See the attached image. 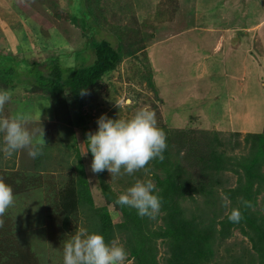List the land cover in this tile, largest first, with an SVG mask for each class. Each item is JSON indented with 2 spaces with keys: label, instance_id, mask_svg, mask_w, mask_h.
Returning a JSON list of instances; mask_svg holds the SVG:
<instances>
[{
  "label": "trees",
  "instance_id": "16d2710c",
  "mask_svg": "<svg viewBox=\"0 0 264 264\" xmlns=\"http://www.w3.org/2000/svg\"><path fill=\"white\" fill-rule=\"evenodd\" d=\"M27 1L37 7L42 0ZM112 1H118L122 10H130L132 6V0H67L66 11L55 0L49 3L48 8L55 10L60 21L57 28L62 36L69 41L72 34H68L73 33L69 28L74 26L86 37L84 46L63 48L42 29L41 40L38 38L36 44L41 52L48 54L40 52L36 60L18 57L11 48L0 47V90L10 92L9 101L12 103V95L25 87L34 94L48 97L56 114L51 127V137L55 138L48 144L37 143L42 146V155L30 157L26 165L18 169L20 165L15 159H5L3 154L0 180L13 188L14 197H24L31 196L36 187L46 185L43 173L49 171L48 166L53 162L59 167L65 164L70 172L66 183L57 189L52 188H56L55 183L48 184L50 188L44 202L37 199L41 213L36 214L34 227H29L30 222L19 225L20 220L7 211L0 216V264H41L38 249L28 246L27 237L36 233L39 226L62 237L73 223H83V229L99 232L107 241L115 240L123 245L131 264H219L218 258H222L223 264H264V129L246 133L242 145L239 131L223 137L216 129L196 131L157 125L167 136L164 159H153L146 170L132 175H119V185L124 188L119 193L106 181L107 170L94 173L103 197L102 204L96 203L86 164V160L92 163L93 157L90 152L84 155L82 147L78 146L75 125L86 123L83 107L87 93L98 88L104 76L125 58L146 53L142 45L145 37H135L119 25L106 26V4ZM62 9H65L63 13ZM48 10L43 11L46 18ZM95 24L97 26L93 27ZM106 30L116 35L117 47L104 36ZM87 49L95 57L92 63L84 55ZM79 54L85 59L81 65H68L63 61L66 56ZM151 74L147 77L148 83L155 88ZM5 106L7 103L3 108ZM241 146L246 153L231 154ZM71 153H74L72 160L69 159ZM228 172L235 176L234 182ZM149 179L156 185L161 199L155 218H142L134 208L116 203L125 187H131L137 180ZM260 195H263L262 210ZM243 201H248L250 206L244 207ZM24 203L26 207L28 202ZM194 203L195 206H189ZM110 204L114 208L111 209ZM237 207L242 220L232 223L228 216ZM28 210H32L31 207L20 211ZM235 229L249 240V247L236 242L228 244Z\"/></svg>",
  "mask_w": 264,
  "mask_h": 264
},
{
  "label": "rangeland",
  "instance_id": "374dc122",
  "mask_svg": "<svg viewBox=\"0 0 264 264\" xmlns=\"http://www.w3.org/2000/svg\"><path fill=\"white\" fill-rule=\"evenodd\" d=\"M55 1L68 11L67 0ZM50 2L42 0L34 7L27 0H0V47L11 48L18 57L36 60L41 52L36 40H41L42 29L63 48L84 46L86 37L74 26L69 28L73 31L68 34H72L69 41L62 36L57 28L60 21L55 10L48 8ZM120 7L118 1L106 4V26L119 25L126 27L127 32L135 37H145L142 45L146 53L139 52L137 56L125 58L115 70L104 76L98 88L87 93L83 107L86 123L75 125L78 146L82 147L87 133L98 129L97 120L102 115L126 120L143 108L155 112L159 127L165 125L196 131L216 129L223 137L239 131L242 145L246 133L263 131L264 0H132V9L122 10ZM45 9H49L48 18L43 15ZM65 24L69 22L65 21ZM103 34L118 46L119 41L113 32L106 30ZM88 50L84 55L92 63L95 57ZM42 51L43 55L48 54ZM79 55L66 56L63 61L68 65H81L85 59ZM150 72L156 89L148 83ZM12 98L13 102L8 101L2 110L5 112L3 117L20 120L35 143H50L55 138L51 137V127L56 114L49 98L34 94L25 87L18 89ZM241 153H246L242 146L231 151V154ZM14 154L5 156V159H15L20 165L18 169L30 159L28 149ZM69 157L74 159V153ZM86 164L96 203L102 204L97 178L91 171L89 160ZM55 165L58 163L53 162L48 166L49 171L43 173L46 185L36 187L31 196L15 197L13 205L6 210L20 220L19 225L30 222L29 227H34L36 214L41 213L37 199L46 200L49 183L56 184V188L51 186L54 189L66 183L70 175L68 168L65 164L62 167ZM226 174L232 182L235 181L232 172ZM106 181L118 193L124 189L119 185V175L112 177L108 173ZM127 189L125 187V191ZM262 196L259 198L261 210ZM27 202L26 207L32 210L21 212L26 208L23 203ZM189 206H195V203ZM110 208L114 205L110 204ZM262 212L264 214V208ZM44 227L39 226L36 233L27 237L30 239L28 246L38 249L41 264H63V242L69 240L78 228L83 229V223H73L62 237ZM45 238L52 241L47 242ZM234 242L250 246L249 240L238 229L228 244ZM163 251L161 248L160 256L164 255ZM218 260L223 264L222 258ZM131 263L132 260L126 258L125 264Z\"/></svg>",
  "mask_w": 264,
  "mask_h": 264
},
{
  "label": "clouds",
  "instance_id": "9594fccd",
  "mask_svg": "<svg viewBox=\"0 0 264 264\" xmlns=\"http://www.w3.org/2000/svg\"><path fill=\"white\" fill-rule=\"evenodd\" d=\"M11 99L7 90H0V108ZM98 129L87 133L82 144L84 155L91 153V171L107 170L112 177L132 175L145 169L153 159H164L167 149L166 133L157 126L156 114L149 108L138 110L130 119H112L102 115ZM28 149V155H42V146L35 143L30 131L16 118L0 116V153L11 157L15 152ZM123 169V173H122ZM13 188L0 180V216L14 203ZM120 206L134 208L140 217L155 218L161 208V199L152 180H137L116 200ZM248 207L249 202L243 201ZM232 223L242 220L240 208H233L228 216ZM127 250L115 240L107 241L99 232L78 228L63 242V264H125Z\"/></svg>",
  "mask_w": 264,
  "mask_h": 264
},
{
  "label": "crops",
  "instance_id": "0c3cea01",
  "mask_svg": "<svg viewBox=\"0 0 264 264\" xmlns=\"http://www.w3.org/2000/svg\"><path fill=\"white\" fill-rule=\"evenodd\" d=\"M246 32H248L247 30H246ZM3 107L2 108H0V112H2V113H0V116L2 115L3 116ZM0 167L1 168H3V153H0Z\"/></svg>",
  "mask_w": 264,
  "mask_h": 264
}]
</instances>
